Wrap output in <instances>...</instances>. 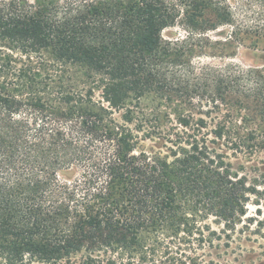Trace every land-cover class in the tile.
I'll use <instances>...</instances> for the list:
<instances>
[{
    "label": "trees",
    "instance_id": "16d2710c",
    "mask_svg": "<svg viewBox=\"0 0 264 264\" xmlns=\"http://www.w3.org/2000/svg\"><path fill=\"white\" fill-rule=\"evenodd\" d=\"M239 47L264 0H0V264H218L205 221L264 195L217 152L264 151V66L192 57Z\"/></svg>",
    "mask_w": 264,
    "mask_h": 264
},
{
    "label": "rangeland",
    "instance_id": "374dc122",
    "mask_svg": "<svg viewBox=\"0 0 264 264\" xmlns=\"http://www.w3.org/2000/svg\"><path fill=\"white\" fill-rule=\"evenodd\" d=\"M179 27H172L163 30L162 36L166 39L174 38L182 34ZM212 38L219 37L218 33H211ZM192 61L196 67L204 65L220 66L230 62H237L242 65L250 66H264V51L257 49H248L239 47L235 56L231 58H220L218 56H209L206 54H198L192 57ZM72 76L78 78L79 72L74 68H70ZM97 95V94H96ZM145 104V105H144ZM146 108H159L158 111L162 116L166 111L171 112L174 116V108L165 102H160L155 96L149 95L144 101ZM183 109L191 112L195 117H202L207 122L210 118L200 113L201 109L197 106L183 105ZM156 107V108H155ZM145 108V111L148 110ZM157 112V110H156ZM217 115H211L212 119L217 118ZM161 119V118H159ZM162 121V119H161ZM212 126V125H211ZM164 127V126H163ZM143 145L147 148L154 146L155 149L160 148V143L155 139L152 141H145ZM217 152H220L225 158V161L230 165V169L236 172L239 176H245L248 185L256 184L257 189L264 190V151L255 154L246 155L240 152L233 153V149L227 148L225 145H218ZM165 152L164 148H160ZM213 216H210L205 222L211 229L217 230L219 235L217 239L213 240L212 245L204 244L197 246L196 253L201 256L205 262H215L218 264H264V195H251L250 200L246 205V213L240 219V222L235 227V230L226 233L223 232L222 224L217 223ZM225 231V230H224ZM183 237V236H182ZM179 242L175 240V243ZM181 246L188 250L184 239H181Z\"/></svg>",
    "mask_w": 264,
    "mask_h": 264
}]
</instances>
